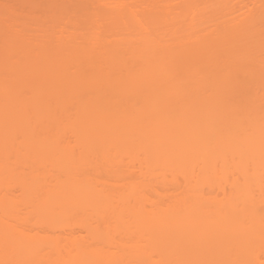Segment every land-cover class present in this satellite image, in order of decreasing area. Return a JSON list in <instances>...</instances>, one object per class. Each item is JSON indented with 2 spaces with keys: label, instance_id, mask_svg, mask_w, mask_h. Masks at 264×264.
<instances>
[{
  "label": "bare ground",
  "instance_id": "bare-ground-1",
  "mask_svg": "<svg viewBox=\"0 0 264 264\" xmlns=\"http://www.w3.org/2000/svg\"><path fill=\"white\" fill-rule=\"evenodd\" d=\"M98 1L108 4L111 9L114 6V10L108 15L100 10L88 13L86 10L85 16L87 17L84 16V18L81 15L85 21L83 23L80 20L82 24L77 22L78 18L76 17L78 16H75V13H79V8L77 12L67 11L72 12V17L75 16L77 21L75 20V24H72L74 20L69 19L70 13H66V17L63 16L62 19L68 18L71 24H69L70 22L65 23L67 21L65 19V21L60 19V23L59 21L54 23L59 26L57 30L50 31V33L52 35L54 31H57L55 35L60 33L54 44L53 40L56 38L52 39L49 32H47L48 36L52 40L48 38L47 34L39 35L43 28L45 30L43 33H46L47 29L49 31V24H47L48 28L45 27L46 25L42 26L43 24L39 22L41 19L38 20L37 16L35 19L38 22L32 23L41 24L35 27L39 36L36 32L34 33V27L30 30L31 27L27 24L28 33L23 29L24 33H21L23 37H19L20 35L15 37L21 30L16 29L17 20L14 19L15 23L10 22L13 30L11 26H8L10 31L12 30L11 34L4 42L2 41L3 43L0 42L2 43L0 48V264H133L134 258L137 259V264H155L154 262L157 261L153 262V251L155 248L158 250L160 246L157 245H161L162 240L164 242L168 240L170 243L167 242L173 245L171 244V249L169 248V252L165 253L164 248L167 246L159 248V250L163 249L164 253L163 256L161 254L162 263L159 262V264H170L169 260L173 264H216L215 262L219 260L215 259L214 255L216 254H212L207 247L203 248L206 240L211 238L216 240L219 237L224 240L233 238L234 241L239 237V240L248 242V240L255 241L264 238V223L258 218L256 209L260 210V203L264 196L259 195L261 201L259 203V200L257 201L256 197L249 193V187L246 184H249L250 181L254 183V178H256H253L249 173L252 171L251 173L254 175V169L256 175L259 176L261 167L264 165V0H261V5L255 11L253 10L251 16L249 14L246 19L234 17L238 20L228 21L229 25L227 20L220 22L217 18V16L219 18L222 15L227 16L226 2L228 3V0L226 2L218 0V3L216 0L214 3L219 7L214 5L217 11L213 14H207L208 9L212 7L207 4L213 0H201L205 3L199 2L200 0H187L183 4V8L181 4H178L179 7L178 5L174 7V3L168 4L167 13L160 15L161 17L149 16L151 13L148 16L146 14V16H142V13H139L141 10L138 11L137 4L134 3L136 0L134 2L132 0ZM51 3L53 4V2ZM52 4L51 6L59 7V12L64 10V7H60L58 2ZM153 7L154 5L152 10L150 7V10L154 15L155 13L157 15V11H153L156 7ZM180 7L181 9H179ZM222 11L227 13H220L221 16L217 14ZM9 14H11V10L6 16ZM215 14H217L215 20H218L219 24L211 21L215 17H211L210 21H208L209 18H206L208 15ZM46 15L49 16V14ZM60 16L59 18H61ZM41 17L39 16V18ZM51 17L53 18L52 15ZM45 18L49 19L47 16ZM45 18L43 19L45 20ZM184 18L189 21L186 22ZM30 19L32 20V18ZM46 20L44 23L50 21ZM109 20L115 23L114 29H112V23L108 22ZM3 21L8 24L5 18ZM61 22H64V25ZM206 22H211L210 24L213 22L215 25L212 24V29H214V33L210 32L212 36H207L210 41H206L208 39L203 37L204 35L198 38L201 26ZM229 22H232L231 25ZM104 23L110 24L112 29L110 34L105 31ZM223 23L224 25H222ZM13 24L16 25L15 30ZM166 24L170 26L166 27ZM4 30L8 31L9 29ZM29 31H33V34L30 35ZM33 35L34 37H32ZM79 37L83 40H79ZM34 44H39L36 53ZM206 50L207 54L203 55ZM253 55L258 57L253 58ZM11 58L15 59L12 62L15 66L13 72L9 70L13 66L9 62ZM26 66L27 69L38 70L37 78L35 77L37 80L46 74L48 79H51L50 83L45 86L34 82L30 95L27 94L28 92L26 93V89L21 90L26 93L24 94L26 96L21 99L20 96L17 99L14 97L16 100H13L11 96L15 94L14 92L17 93V90L12 91L11 86L15 83L12 84L11 76L21 83L23 80L21 71L24 72L23 69H26ZM219 68H222L223 71ZM210 80L220 83V88L211 89ZM19 82L17 83L19 84ZM259 83H261L260 86ZM10 84L12 85L10 86ZM16 89L18 88L16 87ZM49 95L55 97L51 98ZM65 130L70 132L73 130L71 134L75 136L73 138L75 147L85 144L86 149L91 150L102 144L103 146L124 144V147L127 146V148L143 144L146 147V153H143L141 159L146 157L147 163L150 164V161L152 163L148 170L144 171V173L147 172L148 179L157 176L155 174L158 166H153L156 170L150 168L153 163L157 165L155 162L164 161L167 163H164L166 165H164V169L170 170L171 166L169 165H175L176 169L181 171L183 178L186 173L187 177L185 176V178L193 180V173L197 167L202 172L209 171L212 174L208 178H216L218 181L216 184L220 186L222 183L220 184L219 181L221 178H225L226 171L232 173L233 170L234 172L235 169H231L229 165L233 164L234 166L233 160L238 158L240 159V171L243 172V176L241 174L240 176L244 177L241 183H246L242 186L235 184L234 190L231 189L227 195L228 191L223 190L225 198L218 199L217 195L210 194L215 197H207L205 192L200 193L203 191L201 185L209 182V179L205 177L201 179L197 175L198 178L195 177V179L198 180L194 179V186L191 187V190H197L195 193L188 191L190 188L186 184H189L190 181H184L186 189L181 187L182 191L179 188L180 192L177 190L179 194L175 193L177 196L174 194L176 191H172L173 193H170L172 195L168 191V196H166V190L163 193L160 192L161 194L157 192L158 196H166L165 198L169 199L168 202L165 203V198H163L164 202H161L162 199L158 200L157 196L153 199L149 197L147 202L152 207L146 208V200L138 191L140 188L137 185L139 184L138 179H133L130 177L132 173L129 174L133 167L131 170L129 169L130 171L125 168L128 173L123 172L124 170L121 168L123 174L120 172L118 174V171L117 174H114L109 170L113 163L108 165L97 157L96 160L94 157V160L101 161L100 163L103 164L95 163V161L92 163L91 155H89L90 158L87 157L91 163H88L87 160V163L74 161V158L69 156L72 142H67L71 137L69 138L70 135L69 139L65 137L68 134V131L65 133ZM19 145L32 148L36 152L42 150L40 153L37 152L39 154L34 153L30 157V160H33L35 164H32L31 161L26 168L20 166L19 158L15 155L22 153ZM74 145L72 143L71 147ZM71 150L75 151L74 148ZM42 153L43 155L48 154L49 158L45 156L42 161L41 158L44 157L41 155ZM36 154L38 160L34 156ZM246 161L252 164V167L253 164L255 166L251 168ZM110 162L112 161L110 160ZM116 162L120 164V162ZM261 162L263 163L261 164ZM118 164L117 166H119ZM260 164L261 166H259ZM218 165H221L220 169L218 168L221 170V175L216 172ZM149 168L156 173L149 172ZM210 168L213 172L209 170ZM127 174L130 176L128 177ZM175 175L177 174L175 173ZM244 175L247 177L251 175V180H245ZM13 176L18 179L16 183L23 189L20 192L23 194V199H21L25 205H28L31 212L38 214L40 218L46 220L44 221L46 223H49L48 218H52L50 221L55 222L52 224L56 231V227H61L60 223H63L64 217L67 220L72 217V223L74 221L72 225L77 224L76 228L78 225L85 228L87 235H77L67 221L65 222L68 229L73 231H71L72 233L68 232V237L63 236L65 231L63 234L56 232L58 235L49 234L51 232L47 233L45 226L44 230L42 229L43 233H32L18 225L19 222L8 221L7 218H16L14 214L10 213L9 208L11 206L12 209L16 208L15 204L19 200L14 198L16 193L14 197L7 194L8 189L14 186L11 183L17 185L12 179ZM109 176L110 179H108ZM261 176H259V180L263 179ZM115 177L124 180V185H120L123 187L122 189L117 184L119 188L116 190V182L113 183L117 180ZM111 178L115 179L111 180ZM173 179V182L177 181L176 178ZM233 179L240 181L238 176H234ZM126 180H130V183L133 182L127 186L129 182ZM150 181L148 180L149 184L152 183ZM172 181L170 180L168 183ZM224 183H227V180ZM260 183L256 182L254 185H260L258 189L262 188L264 183ZM151 186L153 189L154 185ZM177 186L179 187V184ZM6 188L8 189L5 190ZM128 194L133 196L131 199L135 200L134 204L130 203ZM135 195H138L139 198ZM114 201L116 202L114 203ZM261 206L264 207L263 204ZM30 209H28L29 212ZM261 209L264 211V208ZM211 217L214 219L212 220ZM24 218H27L24 219L26 222L28 217L24 216ZM112 219L115 222L112 223ZM245 220L247 223L244 222ZM21 221L23 222V220ZM131 228L133 233H136H134L135 236L139 235L135 238H125L133 242V244L129 242L131 249L127 247V250L126 242L122 241L120 242L122 248L120 249L116 245L118 249L113 250L114 252L111 249L112 245H109L111 247L109 249L112 251L110 252L106 241L110 242L107 244L115 242L114 235L112 241L110 239L113 230L118 229L119 232V229L126 231ZM142 236L144 239L146 237L148 243H144L147 246L145 250L144 247L139 248L140 245L143 246ZM100 238L102 242L103 239L106 240L105 244L99 240ZM247 242L246 245L249 244ZM260 243H264V241H260ZM250 244L253 245L254 242ZM104 245L107 250L103 247ZM205 245L210 246L211 244ZM46 246L52 249L54 254ZM201 250H203L202 252L207 250V255ZM228 253L227 257H224L228 258ZM218 254L222 260L221 253ZM231 255H233L232 251L229 262L233 259ZM173 258L176 259L175 262ZM222 261L219 260L223 264L226 259L224 262ZM226 262L228 263V259Z\"/></svg>",
  "mask_w": 264,
  "mask_h": 264
},
{
  "label": "rangeland",
  "instance_id": "rangeland-1",
  "mask_svg": "<svg viewBox=\"0 0 264 264\" xmlns=\"http://www.w3.org/2000/svg\"><path fill=\"white\" fill-rule=\"evenodd\" d=\"M60 4V7H64L63 9L65 10V7H67L66 8V12L64 11V10H62V11H58V10H60L59 9V7H57V5H56V7H55V5L54 6H51V2H53V4H54V2H55V4H57V2ZM53 0V1H51V0H0V9H1V11H0V13L1 12H3V13H1L0 14V24H1V26H0V42H4L5 41V39L8 37V35H10L11 34V31L13 30V27L11 26V24L12 23H15L16 21L15 20H17V22H16V25L15 24H13V26H14V30H15V26H16V29H18V31L19 30H21V31H15V32H18V34H17V36L15 35V37H18V35H20L19 37H23L22 36V34L24 33V31H26L27 33H28V30L27 29H29V27H31L30 28V30L31 29H33V27H34V33L36 32V34H37V30L35 29V27H36V25H37V27H38V24H39V26L41 25V24H43L42 26H45V27H47L48 28V25L47 24H49V31H47L46 30V33H43V32H45V30H44V28L43 29H41L40 27V29L42 30V33H40L39 35L40 36H43L44 34L46 35L47 34V36L49 35V34H51L52 35V33H50V31L52 32L53 30H57V28H58V24H54V23H58L57 21H59V23H60V19H62V17L63 16H65L66 17V13H70V12H67V11H69V10H74L75 12H77L79 9V13L77 14V13H75L74 15L75 16H78V17H76V18H78L77 20L75 19V16H73L72 17V12L70 13V15H69V19H72V24H75L74 22H75V20L78 22V23H81L82 24V22H80V20H82L83 21V23L85 22L84 21V19H83V17L86 15V13H88L89 11L91 12V11H93L94 12V10L95 11H97V10H100L101 12H103V13H106V15H108L110 12H112L113 10H114V6H113V9H111V7H109L108 6V4H104L103 2H99L98 0ZM135 0H132V2H134ZM156 1L157 0H136L134 3L135 4H137V9H138V11H139V9L141 10V11H139V13L141 12L142 14V16L144 15V16H148V14H152L153 12L151 11L152 10V6L154 5V7H156V8H154L153 9V11L155 12V11H157V15H156V13H155V15H154V13L151 15H149V16H160V15H165L166 13H167V10H166V8L168 9V4L170 5V4H175L174 5V7H177V5L178 4H181V7L183 8V4H185V2H187V0H185V1H183V0H158L157 1V3H156ZM189 1H191V0H189ZM192 1H196V0H192ZM199 1V0H198ZM208 1V0H207ZM210 1V0H209ZM216 0H213L212 2L210 1L207 5H212V7L211 8H209V7H207V8H209L208 9V12H207V14H213V13H215L217 10H216V7L214 6V5H216L217 6V4L216 3H218V0L216 1V3H214ZM140 3V6L138 7V5H139V3ZM163 2V3H162ZM199 2H201V0L199 1ZM222 2V1H221ZM225 2H226V0H225ZM201 3H205V2H201ZM220 3V2H219ZM52 4V5H53ZM152 4V5H151ZM164 6H163V5ZM223 4V3H222ZM225 4V3H224ZM220 5H221V3H220ZM261 5V0H228V3L226 2V6H228V14H227V16L226 15H222L221 16V14L220 13H222V14H224V13H227L226 11H227V9H226V11L225 12H219V13H217L218 15H220L221 17H224V18H222L221 19V17L219 18L218 16H217V18L219 19V21L220 22H224L225 20H227L226 22H227V24H228V21H232L233 19H235L236 17H238V18H243V19H246L248 16H249V14H250V16L252 15V12H253V10L255 11L256 9H257V7L258 6H260ZM50 6V7H49ZM161 6H163V7H161ZM215 8H214V7ZM225 6V5H224ZM51 7H55V8H51ZM150 7H151V10H150ZM178 7H179V5H178ZM181 7L179 8V9H181ZM219 7V5L217 6V8ZM9 8H11V9H9ZM15 8H17V9H15ZM79 8V9H78ZM84 9L83 11L81 10V9ZM149 8V9H148ZM223 8V7H222ZM225 8V7H224ZM7 9V10H6ZM54 9V12H52V10ZM150 10V11H148V10ZM178 9V8H177ZM10 10H11V14H9V16H6V14H8V11L10 12ZM57 10V11H56ZM87 10V11H86ZM116 10V9H115ZM5 11V12H4ZM15 11V12H14ZM85 11H86V13H85ZM165 11V12H164ZM218 11H220V10H218ZM7 12V13H6ZM50 12H52L51 13V15L53 16V18L51 17V15H50ZM82 12H84V13H82ZM147 12V13H146ZM16 13V14H15ZM35 13V14H34ZM114 13V12H113ZM163 13V14H162ZM205 13H206V11H205ZM4 14H5V16H4ZM15 14V15H14ZM37 14V15H36ZM46 14H49V16L48 15H46ZM53 14H55V15H53ZM64 14V15H63ZM112 14V13H111ZM146 14V15H145ZM159 14V15H158ZM217 14H215V15H211V16H206V18H209L208 19V21H210L213 17H215L214 18V20L212 19L211 21H213V22H215V24L218 22V20H215V19H217L216 18V15ZM3 15V16H2ZM44 15H46L47 16V18H49V19H47V20H50L51 18H52V20H50V21H47L46 20V16H44ZM60 15H62V16H60ZM81 15L83 16V17H81ZM13 16V17H12ZM37 16V17H36ZM39 16H42L41 18H39ZM56 17V19H55V17ZM59 16L61 17V18H59ZM80 16V17H79ZM8 17V18H7ZM35 17L36 18H38V20H40L39 22H41V24L40 23H37L38 22V20H36L35 19ZM85 17H87V16H85ZM84 17V18H85ZM107 17H109V16H107ZM161 17V16H160ZM212 17V18H211ZM235 17V18H234ZM5 18V20H6V22L8 23V24H6V23H4V21H3V19ZM7 18V19H6ZM30 18H32V20L30 19ZM43 18H45V20L47 21V23L45 22L44 23V19ZM74 18V19H73ZM82 18V19H81ZM15 19V20H14ZM65 20H67L65 23H67V22H70V21H68L69 19L68 18H64ZM64 19H62V20H64ZM107 19H109V18H107ZM186 19V22H187V18H184V20ZM221 19V20H220ZM224 19V20H223ZM9 20H12V21H9ZM27 20V21H26ZM30 22H29V21ZM42 20H43V22H42ZM64 20V21H65ZM238 20V19H237ZM236 19H235V21H237ZM15 21V22H14ZM34 21H37V22H35V24H33L34 23ZM107 21V20H106ZM105 21V22H106ZM189 21V20H188ZM234 21V20H233ZM232 21V22H233ZM242 21V20H241ZM10 22H12L11 24H10ZM27 22V23H26ZM33 22V23H32ZM52 22V23H51ZM109 23H112V29H114V27H115V23L112 21H108ZM108 22H106V23H108ZM212 22V24L214 25V23ZM232 22H229L230 23V25H231V23ZM62 23V22H61ZM64 23V22H63ZM62 23V25H64ZM106 23H104L103 24V27L105 28V31H108L109 33L108 34H110L111 32H112V29H111V26H110V24H106ZM179 22H177V24H178ZM211 23V22H210ZM210 23H208V22H206L205 24H203L201 27V31H199V37L198 38H200V37H202L203 35V37H206L207 39H208V37L207 36H209V35H211L212 36V34H210V32L211 33H214V29H212V27H213V25L212 24H210ZM237 23V22H236ZM28 24V26L29 27H27V29H26V25ZM54 24V25H53ZM68 24V23H67ZM67 24L65 25V27L67 26ZM69 24H71V22L69 23ZM77 24V23H76ZM114 24V25H113ZM180 24V23H179ZM217 24H219V22L217 23ZM221 24V23H220ZM226 24V23H225ZM33 25H35V26H33ZM109 25V26H108ZM175 25H176V23H175ZM222 25H224V23L222 24ZM229 25V24H228ZM227 25V26H228ZM234 25V24H233ZM8 26H11L12 27V30L10 31V27H7ZM61 26V25H60ZM72 26H74V25H72ZM76 26V25H75ZM167 26H170V25H167L166 24V27ZM215 26V25H214ZM3 27H5L4 29H9L8 31L6 30H4L3 29V32H1L2 31V28ZM62 27H64V26H62ZM69 27V26H68ZM70 27H71V25H70ZM110 27V28H109ZM173 27V26H172ZM204 27V28H203ZM39 28H37L39 31H41ZM72 29H73V27H71ZM70 28V29H71ZM24 29V31H22ZM5 31V32H4ZM10 31V32H9ZM169 31H171V30H169ZM9 32V33H8ZM25 32V33H26ZM30 32V35H31V33L33 32H31V31H29ZM47 32H49V34L47 33ZM55 32H57V31H54L53 33V35L51 36V38L52 39H54V37L56 38L55 40H53V44L54 43H56V42H54V41H56L57 40V37L60 35V33H59V35H58V33H56V35H55ZM201 32V33H200ZM209 32V33H208ZM22 33V34H21ZM170 33V32H169ZM168 33V34H169ZM33 34V33H32ZM42 34V35H41ZM206 34V35H205ZM27 35V34H26ZM38 34H37V36H39ZM58 35V36H57ZM36 36V37H37ZM32 37H34V35L32 36ZM210 37V36H209ZM48 38L49 39H51L50 38V36H48ZM211 38H213V37H211ZM51 39V40H52ZM79 40L80 39H82L81 37H79L78 38ZM83 40V39H82ZM203 40H205V38H203ZM213 40V39H212ZM211 40V41H212ZM206 41H210L209 39L208 40H206ZM2 42V43H3ZM2 43H0V48H1V44ZM36 44H34V49H35V53H36V50L38 51V46H39V44H37L36 46H35ZM211 50V48L209 49V51ZM206 53H204L203 55H205V54H207V50L205 51ZM264 52V51H263ZM262 52V53H263ZM209 53V52H208ZM260 53V52H259ZM258 53V54H259ZM264 54V53H263ZM262 55V54H261ZM260 55V56H261ZM263 56V55H262ZM257 58L258 56H255V55H253V58ZM14 59V58H13ZM11 60H12V58H11ZM9 60V62H11V65L13 64V66H12V68H9V70H12V72H13V70H15V66H14V63H12V62H14V60ZM8 64H10V63H8ZM9 67H11L10 65H8ZM29 66V65H28ZM31 66V65H30ZM256 66V65H255ZM252 67H253V65H252ZM26 69H23L24 70V72L23 71H21L22 72V74H21V78L23 79L22 81H21V83L17 80H15L14 79V77L13 76H11L13 79H12V84H14L15 83V85H13V86H11L12 84H10V86H11V88H12V91H15V90H17V93L16 92H14L15 94L14 95H12L11 97H13V100H16L19 96V98L21 99L22 97H25L24 96V94H26L27 92V94L28 95H30L31 94V92H32V89H33V84H34V82L35 83H37L38 82V85H39V83L41 84V85H45V86H47L48 85V83H50V78L48 79V76H46V74H44L43 76H46V77H43V76H41V79L40 80H37L36 78V73H38V70H36V69H27V66L25 67ZM32 68V67H31ZM34 68V67H33ZM258 68V67H257ZM219 69H222V68H219ZM253 69H255V70H257L256 68H253ZM214 71V70H213ZM217 71V70H216ZM222 71H223V69H222ZM11 72V73H12ZM24 73V74H23ZM220 74V73H219ZM48 75V74H47ZM215 75H216V73H215ZM9 78H8V81H9V79H11V77H10V75L8 76ZM28 77V78H27ZM36 77V78H35ZM43 77V78H42ZM30 79H31V81H30ZM45 79V80H44ZM16 81V82H15ZM44 81H45V84H44ZM17 82H19V84L17 83ZM24 82H26V83H24ZM41 82H43V83H41ZM9 83H10V81H9ZM17 83V84H16ZM36 85V84H35ZM259 86L261 85V83H259L258 84ZM19 89H16V87ZM209 86H211V89H215V88H220V86H221V84L220 83H218V82H214V80H210V82H209ZM244 86V85H243ZM240 87H242L241 85H240ZM239 87V88H240ZM24 88V89H23ZM243 89H244V87H242ZM26 89V90H25ZM109 89V88H108ZM261 89H263V87L261 86ZM23 90H25L26 91V93H23L22 91ZM209 91V90H208ZM211 91V90H210ZM209 91V92H210ZM12 94H13V92H12ZM20 94V95H19ZM23 94V95H22ZM51 98H54L55 96L53 95V96H51V95H49ZM208 96V95H207ZM16 99H15V98ZM28 97V96H27ZM73 115H75V114H73ZM72 115V116H73ZM47 118V117H46ZM45 119V118H44ZM59 127V126H58ZM68 129V128H67ZM66 132L65 133H67V131H68V134H66V136L65 137H67L68 138V136H69V140L66 138V140H68L67 142L68 143H73V145H74V139L73 138H75V136H72V134H71V132H73V130L70 132L69 130H65ZM75 135V134H74ZM73 140V141H72ZM69 141H71V142H69ZM76 141V140H75ZM64 143H66L65 141H64ZM68 143H66V144H68ZM72 143L70 144V157L71 158H74L73 160L74 161H77L78 163L80 162V163H87L89 160H88V158H90V156L89 155H91V158L90 159H92L93 160V162L92 163H94V161L96 160V157H97V159H99L100 158V160L102 161H104L106 164H110V163H113L112 164V166L110 165V169L109 170H111V172L112 173H114V174H117L116 172L118 171V174H119V172L120 173H122V171L123 172H126V173H128V171H130L132 168L131 167H133V169H132V172H130L129 174H131L132 176H130V175H128V177L130 176V177H132L133 179L134 178H137L138 179V181L137 182H139V184H137L138 185V187H140L139 188V194L141 195V196H143V198H144V200H146V203H145V205H147L146 206V208L147 207H152L151 206V204H149V202H147V198H152L153 199V197H155V196H157V198H158V200L159 199H162V200H160L161 202L163 201V200H165V203H166V201L168 202V198H165L166 196H168L170 193H173L172 191H176V192H174V194L176 193V194H179L178 193V191H179V188L182 190V188L184 187V185L186 184L185 182H187V181H190V183L189 184H186L187 185V187H189L190 188V190H188V191H192V192H196L193 188V190H191V187H193L194 186V179H195V177L197 176V175H199L200 177H201V179H203L202 177H205V178H208L209 176H211V174L212 173H210L209 171H207V173H205V172H202V171H200V169L197 167V169H195L194 171L196 172H194L193 174H194V178H193V180L192 179H190V178H185V176H186V173H185V176H184V178L182 177V173H180L181 171H178V169H176V166L174 165V166H172L171 164L169 165V166H171V168L170 167H168V168H170V170L172 169V171H170L169 169H164V163H166V162H155V164L157 163V165H154V163H153V165H152V167H150V168H153L154 169V167L155 166H158L157 167V170H156V168L154 169V170H156V172H154V171H152L150 168V170H149V172L150 171H152V172H154V174L155 175H157V176H154L155 178H153V177H149V179L147 178L148 177V175H147V172H145L146 173V175H145V173H144V171H146V170H148V167H149V165L150 164H152L151 163V161H150V164H148L147 162H148V160H146V157H145V159H141L142 157H143V153H146L145 152V150H146V147L143 145V144H140V146L138 145L137 147L136 146H134V147H130V148H127V146L126 147H124V144H113V146L112 145H110V146H103V144L100 146V147H97V148H93V150H91V149H89V148H87L86 149V147L87 146H85V144L84 145H80L81 144V142H80V146H76L75 147V145H74V147H71V145H72ZM78 144V143H77ZM18 145V144H17ZM141 145H143V146H141ZM22 145H19L18 147H20V150L22 151V153H19V155H17V154H15L16 156H18L17 158H19V164H20V166L21 167H23V168H26V167H28V165L31 163V161H32V164H35V163H33V160H30V157L31 156H33V154L34 153H37V152H39L40 153V151H42V150H37V152L35 151V150H33L32 148H27V147H24V146H22ZM83 146V147H82ZM99 146V145H98ZM16 147V146H15ZM139 147V148H138ZM17 148V147H16ZM71 148L73 149L74 148V150L75 151H73L72 152V150H71ZM76 148V149H75ZM133 148V149H132ZM69 149V148H68ZM89 149V150H88ZM69 152V151H68ZM39 153H37V154H39ZM44 153V152H43ZM43 153L41 154L42 156H44V157H40V155H39V158H41L42 159V161H43V158L45 159V156H47L48 157V154L46 155H43ZM48 153V152H47ZM37 154L36 155H34V156H36V158H37ZM73 154V155H72ZM73 156V157H72ZM93 156V157H92ZM146 156V155H145ZM88 157V158H87ZM94 157H95V160H94ZM13 158H15L14 156H13ZM33 158V157H32ZM31 158V159H32ZM35 158V157H34ZM49 158V157H48ZM71 158H69V159H71ZM40 159V160H41ZM37 160H38V158H37ZM37 160L35 159V161H36V164H37ZM48 160V159H47ZM46 160V161H47ZM72 160V159H71ZM85 160V161H84ZM86 160H87V162H86ZM91 160V161H92ZM110 160L112 161V162H110ZM118 161V162H120V164H118L116 161ZM144 160V161H143ZM239 160L240 159H238V158H235L234 160H233V163H234V166H233V164H231V166L229 165V167H231V169H235L234 170V172H233V170H232V173L230 172V173H228V171H226L227 173V175H225V178L223 179V178H221L220 179V181H219V183L222 185V187H220L219 185H217L216 183H218V181L216 180V178L214 179V178H212V179H209V182H205L204 184H202L201 185V188H202V190L203 191H201L200 193H204V194H206L207 195V197H209V196H211V197H215V196H212V195H217L218 197H216V198H225V196L223 197V195H225V194H223L222 192H224L223 190H227V191H225V192H227L226 193V195L229 193V192H231V189H233L234 190V185L235 184H237V186H242L244 183H246V182H244L243 184L241 183V182H243V178H242V174H243V172H241L240 171V167H239ZM41 161V162H42ZM101 161H95V163L96 162H98V163H100ZM232 161V160H231ZM249 161H251V160H249ZM39 162V161H38ZM76 162V163H77ZM108 162V163H107ZM145 162V163H144ZM228 162V161H227ZM247 163H248V161H246ZM253 162V161H252ZM88 163H91L90 161L88 162ZM125 164V165H123V164ZM134 163V164H133ZM228 163H230V161L228 162ZM228 163H227V165H228ZM263 162H261V164H262ZM100 164H103V163H100ZM117 164L119 165V166H117ZM167 164V163H166ZM249 164V166L251 167V168H253L254 166H255V164H253L254 166L252 167L251 165L252 164H250V163H248ZM261 164L259 165V166H261ZM123 165V166H122ZM130 166V167H128V166ZM134 165H135V167H134ZM117 167L116 169L114 168V167ZM126 166V167H125ZM151 166V165H150ZM154 166V167H153ZM166 166V165H165ZM221 167V165H218V167L216 168L217 169V173H218V175L220 174L221 175V170H219L220 169V167ZM235 167V168H233V167ZM248 165H247V167H249ZM179 167V166H178ZM181 167V166H180ZM190 167H191V165H190ZM189 167V168H190ZM222 167H224V166H222ZM123 170H122V169ZM128 168V171H126V169ZM193 168V167H192ZM195 168V167H194ZM219 168V169H218ZM225 168H226V166H225ZM258 168H260V167H258ZM114 169V170H113ZM130 169V170H129ZM186 169H188V168H186ZM223 169V168H222ZM263 169V170H262ZM134 170V171H133ZM137 170V171H136ZM210 171L212 170L211 168L209 169ZM243 170V169H242ZM246 170V169H245ZM244 170V171H245ZM249 170H251V169H249ZM260 170V169H259ZM259 170L257 171V172H259ZM188 171V170H187ZM200 171V172H199ZM231 171V170H230ZM134 172H135V174H134ZM208 172L210 173V175L208 174ZM211 172H213V171H211ZM215 172V171H214ZM250 172V171H249ZM252 172V171H251ZM249 173V174H251L252 176H253V178L254 177H258V179H256V178H254V183L256 184V182H257V184H259L260 182L261 183H264V165L261 167V170H260V173L261 174H259V176H261V178L263 177V179H261V180H259V176H258V174L256 175V172H255V170L253 169V173H254V175L252 174V173ZM110 173V172H109ZM175 173L177 174V175H175ZM179 173V174H178ZM190 173V172H189ZM224 173V172H223ZM263 173V174H262ZM108 174V173H107ZM123 174V173H122ZM125 174V173H124ZM137 174V175H136ZM149 174V173H148ZM173 174V175H172ZM240 174L242 175V176H240ZM105 175V174H104ZM110 175H111V173H110ZM151 175V174H150ZM153 175V174H152ZM251 175H249L248 177H249V179H248V177H247V175L245 176V180L247 179V180H251ZM106 176V175H105ZM104 176V177H105ZM108 176V175H107ZM111 176H113L114 177V175H111ZM136 176V177H135ZM234 176H238V178L240 179V181L239 180H235V179H233V177ZM251 176V177H250ZM14 177V176H13ZM121 177V176H120ZM123 177V176H122ZM126 177V176H125ZM127 177V178H128ZM187 177V176H186ZM214 177V176H213ZM220 177V176H219ZM241 177V178H240ZM107 178V177H106ZM116 179H117V177H115ZM114 178V179H115ZM119 178V177H118ZM173 178H176V182L174 181H172V179ZM196 178H198V177H196ZM12 179H14V181H15V183H16V181H18V179L16 178V177H14V178H12ZM16 179V180H15ZM108 179H110V176H109V178ZM114 179H112L111 178V180H114ZM126 179V178H125ZM150 181V182H152V183H150L151 185H154L153 186V189L151 188L152 186L149 184V182H148V180ZM218 179V178H217ZM121 182V180H123V179H117V180H115V181H113V183H115L116 182V185L117 184H119V186L121 185V184H123L124 185V180L120 183L119 181ZM136 180V179H135ZM167 180V181H166ZM172 181L171 183L169 182L168 183V181ZM174 180V179H173ZM196 180V179H195ZM198 180V179H197ZM196 180V181H197ZM227 180V183H224L225 181ZM255 180H258V181H255ZM127 181V180H126ZM130 181V180H129ZM129 181H127V182H129ZM165 181L167 182V184L165 183ZM185 181V182H184ZM207 181V180H206ZM133 182V181H132ZM132 182L130 183H128L127 184V186H130L131 184H132ZM181 182V183H180ZM192 182V183H191ZM259 182V183H258ZM154 183V184H153ZM177 183V184H176ZM185 183V184H184ZM203 183V182H202ZM250 183H252V184H250ZM250 183L248 184V183H246L247 185H248V187H249V193L250 194H252V196L253 197H256V200L258 201L259 200V195H261L262 197L264 196V184L262 185V188L260 187L259 189H258V187L260 186H258V185H256L257 186V188H255L256 186L254 185V183L252 182V181H250ZM260 183V184H261ZM17 184V183H16ZM20 184V183H19ZM179 184V187L177 186ZM231 184V186H229ZM11 185L13 186H10V187H12V188H6L5 190H7L8 189V191H7V194L9 193L10 194V196H13L14 197V195H15V193H16V197H14V198H16V199H19L18 200V203H16L15 205H17L16 206V208L18 209L19 208V210L17 211V209L16 208H14V209H12L11 207L9 208V211H10V213L13 215L14 214V217H16V218H7V219H9L8 221H10L11 222V220H15L16 221V223L17 222H19V223H17L18 225H20L22 228H24V229H27V230H29L30 232H32V233H34V232H40V233H43V228H44V226H45V228L47 229V233L48 232H51V233H49V234H56V235H58L59 234V232L61 233V234H63L64 233V231H65V234L63 235V236H66V237H68L69 236V233L72 231V229L70 230V229H68V225H67V223L69 224V225H71L72 227H73V230H75V233L77 234V235H82V234H85V235H87V231H86V229L85 228H81V227H79V225L77 226V228L75 227L77 224H75V225H72V224H74V221H73V223H72V220H73V218L72 217H70V218H72L71 220H69L70 218H68V220H67V218L65 219V217H64V219H62L61 221L63 222V223H60L61 225V227L59 228V227H56L57 228V231H56V229L53 227L54 226V224H52V223H55L53 220H51L50 221V219H52V218H48L47 220H48V222L49 223H46V222H44V221H46V220H43L42 218H40V216L38 215V217L36 218V214L35 213H33V212H31V209L28 207V205L26 206L25 205V202L22 200L23 199V194H21L20 192H22L23 191V189L21 188V186L19 187V185L17 184V185H15L14 183H11ZM123 185H121V186H123ZM126 185V184H125ZM165 185V186H164ZM196 185V184H195ZM119 186L117 185V186H115V188H116V190L119 188ZM120 186V187H121ZM152 189H150V188ZM182 187V188H181ZM196 187V186H195ZM194 187V188H195ZM220 187V188H219ZM226 187H227V189H226ZM233 187V188H232ZM19 190H18V189ZM20 188H21V190H20ZM123 187H121V189H122ZM188 188V189H189ZM200 188V187H199ZM204 188H205V190H204ZM183 189H186L185 187L183 188ZM256 189V190H255ZM260 189H261V191H260ZM13 190V191H12ZM115 190V191H116ZM126 190V189H125ZM128 190V189H127ZM154 190V191H153ZM166 190V194L168 193V191H170L169 192V194H167L165 197L164 196H158L156 193L157 192H164ZM178 190V191H177ZM232 190V191H233ZM19 191V192H18ZM119 191V190H118ZM183 191V190H182ZM200 191V190H199ZM180 192V191H179ZM12 193H14L13 195H12ZM164 193V194H165ZM198 193V192H197ZM18 194V195H17ZM117 194H119V193H117ZM161 194V193H160ZM173 194V195H174ZM175 194V195H176ZM210 194H212V195H210ZM129 195V194H128ZM131 195V194H130ZM129 195V199L131 200V204H134L135 203V200L133 201L132 199H133V196L131 195L130 196ZM170 195H172V194H170ZM230 195V194H229ZM258 195V196H257ZM21 196V197H20ZM136 196V195H135ZM177 196V195H176ZM117 197V196H116ZM136 197H138L139 198V196L137 195ZM159 197H161V198H159ZM170 197H172V196H170ZM169 197V198H170ZM22 198V199H21ZM118 198V197H117ZM132 198V199H131ZM157 198H155V199H157ZM163 198H165V199H163ZM141 199V198H140ZM118 200V199H117ZM129 200V201H130ZM143 200V199H142ZM264 198L262 199V202L259 200L258 202L262 205H264ZM22 202V204H21V202ZM116 201H114V203H115ZM164 202V201H163ZM170 202V201H169ZM27 203V202H26ZM142 203V202H141ZM22 206H21V205ZM164 204V203H163ZM25 205V206H24ZM260 205V214H259V211H258V208H256L257 209V212H258V218L259 219H261V220H263V223H264V211L261 209V208H264L263 206H261ZM26 208H24V207ZM15 207V206H14ZM24 209V210H23ZM28 209H30V212H29V210ZM149 209V208H148ZM9 211H8V213H9ZM13 211H14V213H13ZM22 211V212H21ZM7 212V211H6ZM27 212V213H26ZM262 212V213H261ZM23 215H22V214ZM7 214V213H6ZM6 214H5V216H6ZM18 214V215H17ZM19 214H21L23 217H22V219L20 218V216L21 215H19ZM215 214V212L213 213V215ZM9 215V214H8ZM11 215V216H12ZM24 216H26V217H28V220H26V222L24 221V219H27V218H24ZM31 216H34L33 218H34V220H33V218L31 217ZM216 216H218V215H216ZM10 217V216H9ZM13 217V216H12ZM18 217V218H17ZM41 220H43V221H41ZM233 218V217H232ZM17 219V220H16ZM19 219H21V220H23V222L26 224V225H23L24 223L21 221V220H19ZM32 219V220H31ZM211 219L213 220L214 218H212L211 217ZM216 219V218H215ZM249 220V219H248ZM251 220H253V219H251ZM250 220V221H251ZM65 221H67V223L65 222ZM231 221V220H230ZM240 221H242V220H240ZM60 222V221H59ZM113 222H115L114 221V219H112V223ZM233 222V221H232ZM245 223H247L246 222V220L244 221ZM252 222V221H251ZM225 223V222H224ZM234 223V222H233ZM232 223V224H233ZM249 223V222H248ZM253 223V222H252ZM255 223V222H254ZM34 224V225H33ZM44 224V225H43ZM48 224H49V226L51 225L52 226V228H51V226H50V228H49V226H48ZM58 224V223H57ZM251 224V223H250ZM36 225V226H35ZM42 225H43V227H42ZM65 225H66V227H65ZM249 225V224H248ZM251 225H253V224H251ZM29 226H30V228H29ZM34 228H32V227ZM79 227V228H78ZM35 228H37V229H35ZM64 230H63V229ZM66 228V229H65ZM69 228H71V227H69ZM32 229V230H31ZM43 229V230H42ZM49 229V230H48ZM51 229H55V230H52V231H50ZM61 229V230H60ZM34 230V231H33ZM77 230H79V231H77ZM81 230V231H80ZM128 230V229H127ZM123 231V229H119V232H118V229H116V230H113V233H112V237L110 238L111 239V241H112V239L114 238V236H115V238H114V240H115V242L112 244V242H111V244H107L108 242L106 241L107 239H106V237H105V239H103L104 241L102 242V240H101V238L99 239V240H101V242L103 243V244H105L104 242L106 241V245H112V248L109 246L108 247V250L110 251V249L109 248H111L112 249V251L113 250H115L116 251V249H118V247L121 249L122 247H121V245H120V242H122V241H125L126 242V249L128 250V248L127 247H129V249H131V243H129V242H132V241H129V239L132 237H136V236H139L138 234L135 236L134 235V233H133V229L131 228L130 230H128V231ZM70 231V232H69ZM86 231V232H85ZM132 231V232H131ZM135 231V230H134ZM53 232V233H52ZM58 234H57V233ZM69 232V233H68ZM73 232V231H72ZM71 232V233H72ZM121 232H123V233H121ZM74 233V234H75ZM128 233H130V234H128ZM131 233L133 234L132 236H131ZM68 234V235H67ZM136 234V233H135ZM71 235V234H70ZM114 235V236H113ZM126 235V236H125ZM84 236V235H83ZM124 236V237H123ZM146 236V235H145ZM129 238V239H125V238ZM239 238V237H238ZM235 239L234 241H233V238H231V239H225V240H227V241H225L223 238L221 239V238H219V237H217L216 238V240H215V238H213V240H212V238L209 240H206V243L205 244H211L210 246H207V245H205L204 244V246H203V248L204 247H207L209 250H210V252L212 253V254H216V255H214V256H216V258L215 259H219L220 260V262L224 259H226V261H227V259H228V263L225 261L224 262V260L222 261V262H224L223 264H231L233 261V263L232 264H264V243H260V241L261 242H263L264 240V238H260V240H259V242H258V240L256 239L255 241L254 240H248V242L246 241V240H244V242H243V240L241 239V240H239V239ZM128 240V241H127ZM141 240H143L141 243L143 244V246H139V248L140 247H144L143 249L145 250L146 248H147V246H146V244H148L146 241V237H145V239H144V236H142L141 237ZM134 241V240H133ZM168 241V240H167ZM165 241L164 242V240H162L161 242H160V244L161 245H157V246H160L161 248L162 247H165V246H167V247H165L164 249V253L166 252V251H168L169 252V250L171 249V244H169L170 243V241ZM247 243H249L248 245H246V242ZM250 241V242H249ZM256 241H257V244H256ZM97 242H98V240H97ZM238 242H240V243H238ZM252 242H254V244L252 245V244H250V243H252ZM98 243H100V242H98ZM110 243V242H109ZM144 243H146L145 245H144ZM243 243V244H242ZM115 244V245H114ZM132 244H133V242H132ZM165 244V245H164ZM226 244V245H225ZM237 244V245H236ZM238 244H240V246H238ZM118 247H117V246ZM163 245V246H162ZM173 245V244H172ZM215 245V246H214ZM242 245V246H241ZM245 247H244V246ZM250 245H252V246H250ZM255 245H257V246H255ZM99 246V245H98ZM157 246H155V247H157ZM47 247V246H46ZM103 247H105L106 248V246L104 245ZM154 247V248H155ZM160 247H158V250H157V248H155V250L153 251V257H154V259H153V262L154 261H157V262H154L155 264H159V262L160 263H162V261H161V259L163 258L162 256H163V249L162 250H159V248ZM215 247V249H213ZM227 247V248H226ZM246 247H248V248H246ZM251 247V248H250ZM170 248V249H169ZM231 248V249H230ZM242 248V249H241ZM246 248V249H245ZM257 248V249H256ZM47 249L48 250H52V249H50V248H48L47 247ZM202 249V248H201ZM206 249V248H205ZM204 249V250H205ZM229 249V250H228ZM249 249V250H248ZM65 250V249H64ZM64 250H62V251H64ZM106 250H107V248H106ZM199 250H200V248H199ZM208 250V251H209ZM226 250L229 252H227L228 253V258H226L227 256V253H226ZM233 252V255H231L232 256V258L234 259H232V261H230L229 262V258H231L230 257V252L231 251ZM245 250V251H244ZM53 251V250H52ZM112 251H110V252H112ZM118 251V250H117ZM203 250H201V252H202ZM258 251V252H257ZM259 251H261V252H259ZM114 252V251H113ZM154 252H155V254H154ZM161 252V253H160ZM207 252V250L205 251V252H202V253H206ZM210 252H208V253H210ZM217 252V253H216ZM221 253V256L223 257V259L221 260L220 258V254H218V253ZM238 252V253H237ZM245 252H247V253H245ZM234 253H236V254H234ZM241 253V254H240ZM260 253V254H259ZM52 254H54V251L52 252ZM161 254H162V256H161ZM211 254V255H212ZM243 254V255H242ZM259 254V255H258ZM206 255H207V253H206ZM239 255V256H238ZM245 255V256H244ZM224 256H226V257H224ZM241 256V257H240ZM152 257V258H153ZM237 259V260H236ZM243 259V260H242ZM248 259V260H247ZM173 260H174V262H175V258H173ZM219 260H217V262H219ZM240 260V261H239ZM261 260V261H260ZM133 261H134V263L133 264H137L138 263V261H137V259L136 258H134L133 259ZM217 262H215L216 264H217ZM218 263V264H222V263ZM240 262V263H239ZM246 262H248V263H246ZM168 263H172V261L171 260H169V262ZM173 264V263H172Z\"/></svg>",
  "mask_w": 264,
  "mask_h": 264
}]
</instances>
